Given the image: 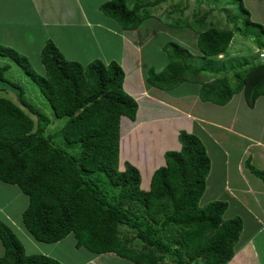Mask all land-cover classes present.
Masks as SVG:
<instances>
[{"label": "trees", "instance_id": "1", "mask_svg": "<svg viewBox=\"0 0 264 264\" xmlns=\"http://www.w3.org/2000/svg\"><path fill=\"white\" fill-rule=\"evenodd\" d=\"M143 8L142 4L127 7L126 0L100 5L101 12L125 30L136 29L150 18V13L141 12ZM238 9L246 24L258 26L264 34L242 0H238ZM208 14L194 12L191 22L183 25L196 32L201 57L227 55L236 25L225 29V24L214 20L198 26ZM15 49L0 44V57L21 66L55 117L66 119L60 129L46 134L49 117L26 100L19 84L5 77L10 64L0 68V91H13L17 100L0 96V182L17 186L27 197L21 222L35 240L52 244L72 234L76 248L113 253L134 264H169L168 260L173 264H227L233 258L242 219L237 215L224 218L227 201L200 205L210 160L197 136L179 131L180 150L164 153L165 164L154 170L148 190H143L136 166L124 161L119 169L120 118L134 120L137 111L136 101L123 90L124 71L119 63L68 60L48 40L40 51L44 75L33 74L28 71L27 57ZM164 52L163 69L146 72V83L153 87L167 90L193 82L200 85L202 102L218 106L242 92L247 106L253 108L264 96V61L227 67L232 77L225 64H220L219 70L225 71L222 76L202 83L199 76L205 68L189 65L183 47L169 42ZM245 167L264 184V170L256 168L250 158ZM0 243V264H62L51 256L28 253L2 220Z\"/></svg>", "mask_w": 264, "mask_h": 264}, {"label": "rangeland", "instance_id": "2", "mask_svg": "<svg viewBox=\"0 0 264 264\" xmlns=\"http://www.w3.org/2000/svg\"><path fill=\"white\" fill-rule=\"evenodd\" d=\"M28 1L29 0H20V2H16L14 0H0V44L11 48L16 46L18 49L15 50L26 56L29 60L30 66L28 71L33 74L44 75V70L40 62V51L46 43L45 39L47 40L52 38V35L50 28L41 26L37 23V20H40V18L34 14L33 7L27 3ZM242 1L244 6L251 13V20L260 24L264 29V0ZM126 2H128L127 5H130L131 7L134 4H142L145 8H143L141 12L145 11L146 14L150 13L154 15L156 21L154 20V23H151L150 27L142 24L143 27L141 30L143 34L145 30H147V39H150L148 45L151 48L161 47L163 45L165 46L169 42L180 43L177 41L178 37L181 36L184 38V40L181 41L183 42L181 43L182 46L180 44L179 45L186 50L185 57L189 65L193 67L205 68L199 76L202 83L209 82L222 76L225 71L219 70L220 64H225V68H229L233 66H240L245 61L247 62V65L264 61V59L261 60L257 57L258 49L260 47L264 48V34L258 29V26L248 25L245 23V15L238 9V0H164L163 2L155 5L152 4L154 0H127ZM182 7L185 8L184 11L179 10L182 9ZM194 12L197 13V15L199 14V16L209 12L207 15L208 19H206L203 24L200 23L198 26H207L209 22L215 23L216 21L214 20H221L222 23L225 24L223 27L225 29H232V27L236 25V32L233 35L230 47L226 52L227 56L224 59L218 60L215 57L203 58L201 56H197L194 43L195 36L190 35L191 39L188 36L185 37L184 32L186 30L182 29V25L184 24L183 22L187 20L190 21L192 19V13ZM215 16L217 19H215ZM161 22L166 24V26H164ZM167 24H172L174 28L168 27ZM192 39H194V41H192ZM72 53L75 55L71 57V59L79 61L82 64H87L88 62L96 59L103 61L101 55H99V57L98 55L92 54L91 57H83L78 56L76 51ZM79 53H81V51H79ZM157 54L156 59H143V66L150 64L154 67L156 72L162 70V67L166 65L165 53L157 51ZM104 59L107 60L106 57ZM5 64H10V68L5 72V77L19 84L24 89L26 100L49 117L50 124L47 127L46 134L60 129L64 125L66 119L55 117L49 102L40 92L38 85L25 73L21 66L17 65L8 58L0 57V68ZM228 68V75L232 77L233 71L230 72L231 68L229 70ZM232 81L236 80L232 79ZM182 85L186 86L189 92H193L194 95H197V85L194 83H184ZM178 91L179 90H176L175 94H172L173 96L170 95L168 100H174ZM0 96H5L17 102L13 91H0ZM186 100L187 101H182L181 99H177L175 104L191 106V104L194 103V98L189 97ZM243 100V93L241 92L236 94L232 101L226 107L222 108V110H220L219 107L217 108L215 105L205 106L202 110L200 108V104L196 105L195 109L197 111H201L209 118L219 121L221 124H227L237 135H258V137H263L264 96L256 101L254 109L244 105ZM195 103H198V101ZM32 117L35 118L33 115ZM134 124L135 123L127 122L123 118L120 139H118L119 169H123L124 161H129L134 166H138V170L141 175L140 188L147 190V188H149L147 187L149 184L147 178L150 175V170L146 169L144 162L146 159H148V161H151L152 159V157H150L151 155L147 153V151H151L150 148H147L151 142L146 138H150L151 135L149 134V129H146L148 125L143 126V124L140 123L141 125L136 128L137 130H133L135 129L133 128ZM207 129V132L212 136V139H209L207 136H203V134H200L198 138L200 141L199 143H201V146L204 147V149L206 148V150L208 149L209 144H211L212 150L214 149L215 153H217L216 149L218 146L220 149H227V144L230 143V141L236 140L240 144L245 143L243 138H240L241 136L238 137L233 135L230 131L227 132L224 129H218L211 126H207ZM60 142L61 141L58 140V143ZM62 143L64 144V142ZM214 143L217 145V148ZM235 150L236 152L239 151L237 148ZM252 153L253 156L250 157V153L248 159L250 158V160H252V164L256 168L264 170V166L259 165L264 164V155H260L259 157L254 154L255 152ZM145 154L146 156L143 158L142 156ZM206 154L208 155L207 152ZM216 157L217 156H215V160ZM215 160L210 161L209 174L213 172L214 175H216V173L219 172V165L216 164L218 161L214 163L213 161ZM159 161H161V159ZM244 168V175L246 178L245 181L247 180V183L245 182L244 184L239 178H232L231 184L236 183L241 188H239V191L235 189L232 191V193L235 194L234 198H236L230 199L228 202L229 210H231L232 213L248 217V213L264 212V197L260 196L258 199H253L256 194L264 192V184L259 178L250 173L246 167ZM248 183L249 186L251 185L254 189L253 192L256 191V193H249L247 190L242 188L243 186L246 187ZM4 187H7L6 192L11 193L9 194L11 198L8 200L7 204L5 199L8 197L3 194ZM224 194L226 193L219 186H208L201 200H199L200 205L206 204L207 202L205 200H207L210 196L216 195L217 200L223 199L226 196L225 195L223 197ZM26 205L27 197L20 192L17 186L4 185L0 182V219H3L12 227L13 231L23 243L28 253L42 254L49 257L51 256L62 264H134L129 260L115 256L113 253L95 254L83 247L76 248L72 234H69L63 240L52 244L35 240L21 222L20 214ZM6 212H8L7 215ZM250 229L254 230L255 227L252 226ZM0 250L3 251L1 243ZM1 251L0 255L2 254ZM168 263L173 264L169 260Z\"/></svg>", "mask_w": 264, "mask_h": 264}, {"label": "crops", "instance_id": "3", "mask_svg": "<svg viewBox=\"0 0 264 264\" xmlns=\"http://www.w3.org/2000/svg\"><path fill=\"white\" fill-rule=\"evenodd\" d=\"M14 1L20 2V0ZM107 1L110 0H29L27 3L32 5L34 14L40 18V20H37V23L41 26L50 28L52 38L45 39V41H52L66 59L72 60L71 57L75 55L72 52L76 51L78 56L91 57L92 54L101 55L105 63L110 61L119 63L124 71V79L122 81L123 90L137 103V111L134 120H130L123 116L121 117L122 119L120 118V131L123 118L127 122L135 123L133 125L135 129L133 130H137L136 128L141 125L140 123H142L143 126L148 125L146 129H149L151 137L146 138L151 143L147 148H150L151 151H147V153L151 155L150 157H152V159L151 161L146 159L144 163L146 169L150 170V175L147 178L149 183L153 171L165 164L164 153L166 151L180 150L178 133L181 130L192 133L198 138L200 134H203V136L212 139V136L207 132V126H211L224 129L227 132L230 131L231 134L243 138L245 141L244 144H240L236 140L230 141V143L227 144V149H220L219 146L217 148V145L214 143L217 148V153H215L214 149V151L212 150L211 144L208 145L207 150L205 148L210 161L215 160V156H217L216 160L213 162L216 163V161H218L216 164L219 165V172L216 173V175H214L213 172L208 175L206 188L211 185L219 186L226 193L223 197L226 196L220 200L227 201L228 204L224 213V218L229 219L236 216V214L229 210L228 201L235 196L232 191H234V189L239 191L241 187L236 183L231 184V179L236 177L241 179L244 184L245 182L247 183L244 175L245 160L248 159L250 153V157L253 156L252 152H255L254 154L259 157L260 155H264V136L237 135L227 124H221L219 121L204 115L201 111H197L195 107L198 104L201 105L200 108L202 110L205 106L215 104L202 102L199 99V85L196 83L194 84L198 86V88L196 87L197 95H194L193 92H189L187 87L182 85L184 83L189 84L193 82H181L178 83L179 85L167 90L158 89L146 83V72L149 68L154 69V67L150 64L143 66V59L153 60L157 58V51L164 52V45L151 48L148 45L150 39H147V30H145L144 34L141 31L143 25L150 27V24L154 23V15L150 14V18L142 22L136 29L125 30L122 29L113 18L101 12L100 5ZM127 3L128 2H126V5ZM127 6L131 7L130 5ZM215 19H217L216 16ZM219 22L223 25L221 20ZM164 26H166V24H164ZM182 26V29L186 30L184 32L185 37L188 36L191 39L190 35L195 36V41L194 39H192V41L195 43L197 56H200L196 46V32L192 28L185 25ZM168 27L174 28L172 25H168ZM183 40L184 38L179 36L177 41L180 43H177L182 46L181 43L183 42L181 41ZM13 47L16 48V46ZM79 51H81V53H79ZM226 56L225 54L220 55L216 59L222 60ZM105 57L107 60L104 59ZM166 62L165 53V63ZM176 90L179 91L176 93L177 96H174V100H168L170 95L175 94ZM189 97L194 98V103H192L191 106L175 104L177 99L187 101L186 99ZM233 97L226 105L215 106L222 110V108L226 107L232 101ZM262 97L263 96L259 97L257 100ZM197 101L198 103H195ZM243 104L247 105L245 99L243 100ZM254 107L251 109H254ZM236 148L239 151L236 152ZM145 156L146 154L142 157L144 158ZM160 159L161 161H159ZM259 165L264 166V164ZM136 167L138 168V166ZM248 186L249 183L246 187L243 186L242 188L249 193H256V191L253 192L254 189L251 185ZM147 187H149V184ZM6 191L7 187H4L3 194L8 197L5 199L7 204L8 200L11 198L9 195L11 193ZM260 196L264 197V192L256 194L253 199H258ZM205 201L207 203L210 201H217L216 195L210 196ZM7 213L8 212H6V215ZM237 216L242 219V231L238 241V250L227 264H264V212L248 213V217L243 215ZM0 220L4 221L3 219ZM252 226L255 227L254 230L250 229Z\"/></svg>", "mask_w": 264, "mask_h": 264}, {"label": "built area", "instance_id": "4", "mask_svg": "<svg viewBox=\"0 0 264 264\" xmlns=\"http://www.w3.org/2000/svg\"><path fill=\"white\" fill-rule=\"evenodd\" d=\"M258 58H259V59H264V52L260 51V52L258 53Z\"/></svg>", "mask_w": 264, "mask_h": 264}, {"label": "clouds", "instance_id": "5", "mask_svg": "<svg viewBox=\"0 0 264 264\" xmlns=\"http://www.w3.org/2000/svg\"><path fill=\"white\" fill-rule=\"evenodd\" d=\"M259 52H260V51H259ZM259 52H258V53H259ZM257 57H258V54H257Z\"/></svg>", "mask_w": 264, "mask_h": 264}]
</instances>
